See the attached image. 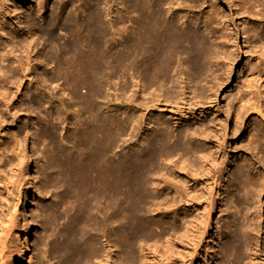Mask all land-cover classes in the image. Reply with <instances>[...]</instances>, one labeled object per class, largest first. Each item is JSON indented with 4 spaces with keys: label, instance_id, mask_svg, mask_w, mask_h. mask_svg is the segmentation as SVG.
Instances as JSON below:
<instances>
[{
    "label": "bare ground",
    "instance_id": "obj_1",
    "mask_svg": "<svg viewBox=\"0 0 264 264\" xmlns=\"http://www.w3.org/2000/svg\"><path fill=\"white\" fill-rule=\"evenodd\" d=\"M57 1L59 5L53 7L54 10L50 15H46V11L44 14L42 13L46 5L44 4V6L42 0H39L38 7L28 16L29 21L28 19L26 21L28 22L27 27L30 29L25 33V36H30L33 39L23 44L22 47L27 52L29 66L32 48L36 45L34 36L37 37L44 31L47 36L46 42L40 48L42 51L37 52L36 55L48 63L55 64L56 71L54 76L51 75L44 79V82L51 81L53 78L62 79L75 96L79 93V86H89L88 96L81 98V108L71 111V119L66 125V129L70 131L66 138H59L58 128L51 122L57 118L43 112V107L39 103L40 98H42L41 94L33 98L27 91L25 95L27 98L31 97L28 101L29 106L39 110L44 119L48 118L43 131L38 133L40 138L49 140V145L44 150L46 156L44 169L48 175V177L46 175L48 178L47 186L54 187L56 190L63 189L67 193L66 200L70 201V205L72 204L70 212L67 211L69 222L67 229H65L64 239L62 242L60 241V244H54L52 248L53 253L60 257V264H109L108 255L103 253L100 247L101 234L105 237L107 246L119 245L123 250L133 253L138 240H143L152 235V224L144 214V209L154 201V196L150 190L152 184L161 185V189H165L168 195L172 194V203L169 202L168 195H163L159 202L165 213L171 212L166 206L173 208L178 205H187L196 208L194 211H197L198 214L194 213L190 216L191 218L188 216L190 220L187 224V237L190 240L195 241L196 233L203 234L205 231L212 232L211 237L215 238L213 214L215 212V215L222 213L225 217L223 211L225 213L228 208L224 194L229 189V183L225 182L226 175H223V169L225 158L228 155L227 139L229 134L224 128L222 120L213 119L210 123L205 122L207 124H202L194 132L187 127L182 129V125H177L174 133L154 132L143 144L137 147L131 144V151L120 156L115 153V148L119 143L117 141L119 136L117 139V135L126 132V127L117 126V122L109 111L100 115L95 98L99 94L97 87H102L103 81L109 79L103 77L102 73L111 67L117 68L115 69L117 71L121 68L132 80H134L135 75H138L144 81L143 85L147 86L148 89L155 88L152 90L157 91L159 88V93L170 84L166 89V94L162 93L160 99L166 100L164 103H172L171 105L177 106V111L181 114H183L182 105L183 107L188 106L187 111L193 112V107H196L197 104L195 106L191 100L188 101L184 95L185 91L182 93V90L176 89L175 81L172 82L173 74L184 75V72L187 71L190 78H195L194 81L196 80L197 83L198 80L204 79L208 73L210 62L215 60L214 62L217 63L218 58L221 60L218 63L225 64V61L229 59V62H233L236 56L235 52L229 51L234 49L224 50L225 57L222 59L217 53L218 48L215 46L212 49L203 33L192 30L193 28L189 29L190 27L185 21L179 22L177 15L180 16L181 12H178L177 15L173 14L171 10L173 0H78V8H76V2L74 3L73 0ZM240 1L242 3L239 6L245 11H243L244 13L248 12L249 6L254 8L262 4L261 0ZM183 2H194V0H183ZM262 2L264 3V1ZM239 6L237 7L239 8ZM48 8H52L50 3ZM79 9L86 14L84 22L80 21L79 13H77ZM187 10L191 11V6H188ZM21 12L18 14L21 15ZM215 16L221 17L216 8L209 17H206L208 23L209 21L212 22ZM247 16L250 20L249 14ZM262 21L260 20V22ZM250 26L248 24L245 28V40L250 43L249 49L258 58L259 54L257 53L264 51L260 49L256 53L255 49L258 47L257 40L261 39L263 34H260L261 37L259 38V28ZM62 27L68 29L71 36V40L63 45L57 42L56 36L53 34V31L61 30ZM217 36L220 37V35ZM52 41L54 44L51 43ZM262 43L264 44L263 40ZM213 50L217 52L215 51V53ZM16 63L21 67L22 72L19 75H17L18 73L15 74L13 70L5 72V76L11 85L7 90L0 92V133L5 129L7 121L2 109H5V112L8 113L7 116L12 119L11 123L16 124L20 119V110L15 111L13 103L15 96L11 97V93L13 88L18 91L21 89L23 79L27 77L25 75V68L27 69V67L20 59L16 60ZM250 67L256 73L257 68H253L256 66ZM0 71L2 70L0 69ZM197 89L199 88L195 90ZM202 90L199 94H202ZM157 97L158 99L153 98L154 100L150 101L151 105H148V102L135 104V95L132 94L131 106L139 107L138 110L142 113L140 118L146 117L145 112L151 107L164 115L165 109L163 108V110L158 105V102L161 101L160 96ZM196 99L200 98L196 97ZM170 109H172L171 113L176 110ZM227 111L231 112V109ZM135 113L132 112L128 122L136 123ZM186 114L181 116H186ZM177 115L179 116V114ZM241 116L245 115H240L239 121ZM154 119H156L154 128L169 129V124H164L167 118L165 120L158 117ZM182 119L184 122V118ZM27 122L30 121L27 120ZM29 125L27 124L26 128L28 131L30 130ZM24 129L16 131L13 139H7L4 143L0 140L2 146L0 149L4 150V152H0V174L4 169H8L10 174L15 176L20 168L19 165L24 164L27 156L24 154V139H20L21 135L26 132ZM257 132L260 133L259 130ZM134 135L135 128L129 133L130 142H133ZM259 135H253V143L259 142L257 141ZM2 137L3 135L0 134V139ZM196 141L197 143H195ZM64 143L70 144V148L66 149ZM5 154H7L6 156L11 155L3 160L6 157ZM15 156L18 163L14 162L13 157ZM196 157L199 160L197 163L194 159ZM19 171L21 170L19 169ZM232 176L231 180L241 179V175L237 172H234ZM1 177L0 184L4 185L5 181L2 183ZM9 179L11 180V178ZM169 181L172 182V185L169 184ZM243 181L241 187L245 195L247 196L250 192L254 193L253 195L249 194L252 196L251 200L248 199L249 195L245 201L237 199L238 205L245 209L249 207L258 208L256 204H259V193H262L259 189L264 182L259 183L257 179L255 180L249 175ZM8 187L4 186L5 189ZM35 187L34 185L33 188L35 189ZM9 188L12 189L13 187L10 186ZM9 190L7 191L9 192ZM63 202L59 206L67 207L66 203L64 205ZM55 208L51 213L54 215V222L60 219V214ZM50 211L52 212V210ZM255 218L246 227V222L241 227L234 224L227 225L228 230L225 236H228L231 242L227 244L224 242L225 245L222 246L221 258L223 257V261L221 264L244 261V251L249 250L250 245L257 242L252 241V239H257L261 231L260 226L256 225ZM219 222L217 218L218 226ZM220 228L218 227V229ZM4 232L3 234L7 233ZM161 233H166L164 225ZM241 233H244L248 240L250 239L249 243L245 242L246 245L241 243L242 239L239 238ZM9 236H7V238L9 237L8 241L12 238L15 239L16 236L17 238L13 241L15 243L8 247V258L3 252L7 262L1 261L3 262L1 264H31L28 233L24 234V241L19 240V236H14V233ZM263 256L264 254L258 258L264 262ZM101 258L103 259L101 260Z\"/></svg>",
    "mask_w": 264,
    "mask_h": 264
},
{
    "label": "rangeland",
    "instance_id": "obj_2",
    "mask_svg": "<svg viewBox=\"0 0 264 264\" xmlns=\"http://www.w3.org/2000/svg\"><path fill=\"white\" fill-rule=\"evenodd\" d=\"M63 1L66 2L67 0ZM262 1L264 0H261V5H264ZM38 2L39 0H0V69L2 70L0 71V92L7 90L11 85L5 76V72L13 70L15 74L18 73L17 75L22 72L16 60L20 59L25 67H27V69L25 68V75L27 77L23 79L21 89L18 91L13 88L11 93V97L15 96L13 100L15 111L20 110V119L16 124L11 123L12 119L7 116L8 113L5 112V109H2V113L7 118V121L5 129L0 133L4 137L0 139L1 142L3 141L4 143L7 139L15 138L14 134L16 131L24 128L26 130L27 124H30V130H26L20 138L21 140L24 139V154L27 156L25 160L23 159L24 164L19 165L21 171L17 170L16 177L14 175L13 177L8 169H4L6 173L3 171L0 174L2 176V183H4L3 181L6 183L4 185L0 184V251L3 250L0 252V257L4 258L7 255L8 258V247L15 243L13 241L17 238L16 235L19 236V240L24 241V234L28 233V241L31 247V264H60V257L53 253L52 248L54 244H60L64 239L65 229H67V223L69 222L68 212H70L72 204L70 205V201L66 200L67 193L63 189L56 190L54 187L47 186L48 175L44 169L46 167L44 150L49 145V140L40 138L38 133L43 131L48 118L44 119L39 110L30 107L28 101L31 97L27 98L25 95L27 91L33 98L41 94L42 98H40L39 103L43 107V112L57 118L54 121H50L57 126L59 138H66L70 131L66 129V125L71 119V111L81 108V98L88 96L89 86H79V93L75 96L62 79L53 78L51 81L44 82V79L49 78L51 75L54 76L56 72L55 64L48 63L36 55L37 52L42 51L40 48L46 42L47 36L44 34V31L42 34H38L37 37L34 36L36 45L32 48L31 62L28 66L27 52L24 51L22 46L33 39L30 36H25V33L30 29L27 27L28 22L26 21L27 19L29 21L28 16L38 7L37 5L40 3ZM73 2L77 3L75 5L78 8V0H73ZM173 2L171 10L176 15L178 12H181L180 16L177 15L178 18L176 17L180 23L185 21L189 25V29L193 28L192 30H198V32L203 33L208 45L212 49L215 46L218 48V52L215 51L222 59L225 57L224 50H232L233 48L234 50L229 52H235V60L233 62H229L230 59L225 61V64L223 63L225 66L222 63H218L221 61L220 58L216 60L217 63L214 62L215 60L210 62L208 69L212 70L209 69L210 71L208 70L204 79L198 80L197 83L195 82L196 80L194 81L195 78H190L187 71L184 72V75L173 74V79L172 77L171 79L172 82L175 81L174 83L177 84V86L176 84L174 85L176 89L182 90V93L185 91L184 95H186L188 101L190 102L191 100V103L195 106L197 104L196 107H193V112L187 111L188 106L186 108L182 105L181 110H183V114H181L177 111V106L171 105L172 103H164L166 100L160 99L162 98V93L166 94V89L170 84L159 93V88L155 91L152 90L155 88L148 89L147 86H144V81L138 75H135L134 80H132L121 68V71H117L115 70L117 68L113 69L112 67L102 73L103 77L109 79L108 81H103L102 79L104 82L102 87H97L99 98H95L96 105L100 115L109 111L117 122V126L126 127V132L117 135V139L119 136L117 140L119 143L115 148V153L120 156L131 151V144L134 147L143 144L154 132L174 133L177 125H182V129L186 127L190 128L194 132L202 124L210 123L213 119L222 120L224 128L229 134V138L227 139L228 155L225 158L223 169V175H226L225 182L229 183V189L224 194V200L228 208L225 213L223 211L225 217L222 213L215 215V212L213 214L214 229H212L215 233V238L211 237L212 232L205 231L203 234L197 232L196 240L192 241L187 237V224L191 218L190 216L194 215V213L198 214L197 211H194L195 207L178 205L172 208L166 206L171 212L165 213L162 210L163 206H160L159 202L163 195H168V192L165 189H161V185L152 184L150 185V190L154 196V201L144 209L146 219L152 224V235L143 240H138L134 246L133 253L123 250L119 245L112 244V246H107L103 234H101L100 247L103 253L108 255V258H106L109 264H221L223 261V257L221 258L222 246L231 242V239L225 236L228 230L227 225L234 224L237 227H241L246 222V227L256 217V225L260 226L259 229L261 231L259 237L257 239L253 238L252 241L257 242L252 243L249 250L244 251V261H240L239 263L231 262L230 264H260L261 259L258 256L264 254V183L261 185L262 190L259 189L260 187L258 188L260 192L262 191L261 194L259 193V204H256L258 208L249 207L245 209L244 207H240L237 199L245 201L249 197L248 199L251 200L252 196L250 195L254 193L250 192V195L248 194L249 196L247 195V197L242 191L241 186L247 175L255 180L257 179V181L263 177V180L261 179L262 181L260 180L259 183L264 182V44L262 43V40L264 42V6L260 5L254 8H250L249 6L248 12L244 13L245 11L240 8V4L242 3L240 0H194L195 3H184L183 0H173ZM42 3L46 5H44L45 8H43L42 13L44 14L46 11L47 13L45 14L50 15L54 10L53 7L58 4V1L42 0ZM49 3L52 8H48ZM198 3L199 6L197 5ZM188 6H191V11L187 10ZM215 8L216 10L218 9L221 17L215 16L217 20L214 19L215 21L212 20V22L209 21L208 23L206 17H209ZM261 8L262 10H260ZM19 12H21V15L18 14ZM77 13H79L80 21L84 22L86 14L81 12L80 9L77 10ZM247 14H249L250 20H248ZM259 19L263 21L260 22ZM248 24L249 26L251 25L250 27L256 26L257 29L259 28V38L262 36V40H257L258 50L255 49L256 53L260 49L263 50V53L260 51V53H257L259 57L262 54L260 58L255 57V54L249 49L250 43L245 40L244 31ZM53 34H55L57 42L61 45L71 40L68 29L64 27L61 30L53 31ZM260 34L263 35L260 36ZM217 35H220L221 39ZM51 43L54 44V41ZM259 45L263 46L260 47ZM253 65L256 66L253 67L254 69L257 68L256 73L250 67ZM174 78L178 79L174 80ZM196 88L200 90H195ZM201 89H203L202 94H199V92L201 93ZM196 91L198 93H195ZM132 94L135 95V104L148 102V105H151L150 101L153 98L158 99L157 96H160L159 99L163 103H160V101L158 105L162 109H165H163L164 115L157 110H153V107H151L152 109L150 108L145 112L146 117L140 118V114L142 113L139 112V107L131 106ZM196 94L198 95L196 96ZM196 97L202 98L201 101L200 99H196ZM170 108L176 110L171 113L172 109ZM229 109H231L232 113L227 111ZM133 111L136 112L134 115L136 123L128 122V118ZM185 113H187L186 116H181ZM158 114L161 115L159 116ZM242 114L245 116H241L242 118L239 121L238 117ZM157 117L162 120L167 118L164 124H169L168 130L154 128V125H156V119L154 118ZM182 118H184V122ZM27 120L30 122L28 123ZM133 128H135V135L133 142H130L129 133ZM254 134H260V137L258 136L257 138V141H259L257 143L259 144L253 143L252 137ZM254 144H257L258 149ZM64 145L66 149L70 148V144L64 143ZM0 152H4V150L0 149ZM10 155L8 154L3 160H6ZM13 159L15 163H18L16 156ZM194 159L196 163L199 162L198 157ZM234 172L239 173L241 179L231 180ZM7 173L9 175H6ZM171 183L169 181L170 185H172ZM34 185L36 186L35 189L33 188ZM4 186H12L14 189L9 187L5 189ZM8 189H10L9 192L7 191ZM168 200L170 203L173 202L172 194L168 195ZM62 202L64 205L66 203L69 209L65 206L60 207L59 204ZM54 208L61 215H59L60 219L55 220L56 222H54V215L51 214ZM217 218L220 221L219 226L217 225ZM8 220L10 222H7ZM163 225L166 230L165 234L161 233ZM6 227L9 230L8 232ZM218 227L221 228L218 229ZM13 233L16 236L15 239L12 238V240L8 241L9 237H11L9 235ZM239 235V238L242 239V244L246 245V243H249L250 239L248 240L244 233ZM7 236L9 237L7 238ZM3 252H5V255ZM7 258L1 259L0 264L7 262ZM261 264H264V262L261 261Z\"/></svg>",
    "mask_w": 264,
    "mask_h": 264
}]
</instances>
